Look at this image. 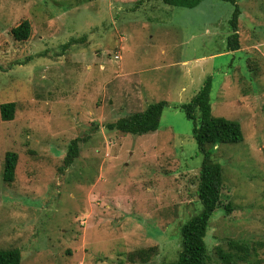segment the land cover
<instances>
[{"label":"rangeland","instance_id":"rangeland-1","mask_svg":"<svg viewBox=\"0 0 264 264\" xmlns=\"http://www.w3.org/2000/svg\"><path fill=\"white\" fill-rule=\"evenodd\" d=\"M236 5L240 48L230 52L234 6L222 0H0V105L15 104L0 119V249H19L21 264L174 261L180 228L201 210L202 161L177 107L210 78L212 116L239 123L243 140L211 148L222 189L207 264H221L216 249L229 242L248 248L239 264H264V0ZM25 20L31 34L16 41ZM159 101L168 105L155 132L107 129ZM76 139L78 157L62 169ZM7 152L17 154L10 183Z\"/></svg>","mask_w":264,"mask_h":264},{"label":"trees","instance_id":"trees-1","mask_svg":"<svg viewBox=\"0 0 264 264\" xmlns=\"http://www.w3.org/2000/svg\"><path fill=\"white\" fill-rule=\"evenodd\" d=\"M162 4L171 7L194 8L204 0H159ZM234 6L232 18L229 22L231 34L227 37V50H239L238 17L240 10L236 0H222ZM31 34L30 23L25 20L11 30L16 41H26ZM211 79L207 78L197 93L188 103L179 108L185 117L192 122V136L197 150L202 157L198 172L196 195L201 210L191 216L180 228V248L174 261L160 264H207L208 253L205 243L206 231L210 218L217 208H221L220 194L222 189V170L219 164L213 162L211 148L218 144H236L243 140L239 123L220 117H213L210 104ZM167 102L159 101L147 106L143 111L136 112L118 119L107 125V129L116 130L123 134L142 136L155 132ZM15 104L0 105V119L11 121L14 116ZM78 139L73 140L63 160V168L70 167L78 157ZM17 164V154L7 152L4 156L2 179L6 183L14 180V171ZM230 211L227 205L223 208ZM154 248L141 250L137 253L138 260L146 263ZM248 248L239 243L229 242L228 250L218 247L216 257L221 264H239L246 261ZM134 259V254L130 255ZM0 264H21V252L17 248L0 249Z\"/></svg>","mask_w":264,"mask_h":264},{"label":"built area","instance_id":"built-area-1","mask_svg":"<svg viewBox=\"0 0 264 264\" xmlns=\"http://www.w3.org/2000/svg\"><path fill=\"white\" fill-rule=\"evenodd\" d=\"M115 58H118V57H115Z\"/></svg>","mask_w":264,"mask_h":264},{"label":"crops","instance_id":"crops-1","mask_svg":"<svg viewBox=\"0 0 264 264\" xmlns=\"http://www.w3.org/2000/svg\"><path fill=\"white\" fill-rule=\"evenodd\" d=\"M235 52V51H234Z\"/></svg>","mask_w":264,"mask_h":264}]
</instances>
